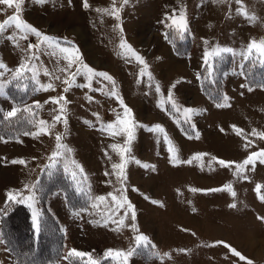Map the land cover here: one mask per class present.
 <instances>
[{
    "label": "rangeland",
    "instance_id": "1",
    "mask_svg": "<svg viewBox=\"0 0 264 264\" xmlns=\"http://www.w3.org/2000/svg\"><path fill=\"white\" fill-rule=\"evenodd\" d=\"M89 3L88 10L82 7V0H72L71 4L67 0H47L46 3L25 0L21 6V19L57 38L62 46L75 45L83 63L109 73L115 81V88L111 82L94 77L90 88L73 86L64 92L66 85L62 81L67 73L59 69L66 67L67 61L60 59L62 54L58 49L57 56L41 54L40 60L35 62L38 83L32 80L30 72L19 81L10 83L18 85L26 97H16L25 102L9 101L7 90L10 84H7L6 94L0 99L4 113L13 106L23 108L28 105L32 106L36 116L23 113L27 120H45L52 124L53 116L57 114L54 110L60 105L52 103L50 97L65 96L69 103L66 105L67 125L55 123L48 135L21 134L14 139H5L7 142L0 141V209L7 200V193L22 191L24 185L37 183L43 169L53 163L48 158L56 150V135L60 134L61 143L71 151L64 152L55 166H60L69 180L84 181L87 205L84 209L69 207L61 190L46 200L45 210L59 222L66 237L63 255L53 264H70L64 257L71 249L91 253L101 260L108 249L127 251L135 247V237L140 234L155 247L137 248L128 264H246L217 241L236 248L253 264H264V221L258 219L264 217V201L258 199L254 191L256 184L264 185V165L257 162L255 169L246 173L249 179L241 180L233 175L232 169L212 161V157H216L240 162L249 152L264 149V139L258 137H249L253 144L245 149V141L231 128L235 124L246 133L253 129L264 132V89L251 87L253 90L248 91L249 86L241 72L245 60L240 55L250 40H264V0H243L246 11L256 17L255 21L237 13L235 0H128L126 4L123 0H115V7L119 9L118 20L104 11H96H111L113 0H89ZM181 11L187 18V32H177L166 26L171 23L167 17L175 14L179 20ZM14 14L15 5L10 7L0 3V22ZM117 24L123 28L122 33ZM237 26L243 36L236 35ZM168 30L179 39L186 37L185 47L181 49V46L179 52L171 41L174 39H165ZM14 31L11 28L0 35V61L10 70L0 77V82L11 80V71L24 60L22 48L37 42L36 37L29 36L27 41L20 39V47H16L7 39ZM121 36L144 58L151 79L148 75L140 76L143 66L120 47ZM65 38L70 44L65 45ZM213 46L228 47L235 53L229 54L232 57L229 69L221 71V93L231 98L228 101L232 105L230 108L215 107V102L209 101L200 90L201 78L198 80L197 74L206 67L202 59L205 49ZM49 51L52 49L42 46V52ZM214 68L218 70L220 66ZM45 69L53 75H45ZM71 71H75V65ZM81 71L75 83H89L86 70ZM54 76L61 79L56 80ZM49 83L55 90H37ZM25 85L27 91L23 90ZM157 85L159 92L156 91ZM13 87L11 85L10 90H14ZM112 90L131 109V117L123 116L119 100L110 95ZM169 90L177 107L201 110L199 115L192 117L199 139L188 138L189 135L194 137L195 132L171 108ZM21 91L18 90L19 94ZM37 101L39 108L35 107ZM118 117L131 119L137 125L133 128L131 151L125 156V159H134H128L125 166L127 179L123 185L127 188L124 195L135 206V221H132L130 212L125 216L127 209L117 207L108 195L112 193L119 198L122 189L115 174L105 176L106 171H118L112 165L121 163L119 149L114 150L111 145L122 146L126 134H110L120 127ZM109 123H113L114 128L102 131L101 127ZM156 124L165 129L179 162H170L172 153L163 134L148 131ZM220 128L225 131L221 133ZM30 130H36L32 124L27 131ZM201 153L207 155L199 161L193 159L191 164L183 163ZM14 159H23L27 165L12 164ZM136 160L140 164L135 163ZM73 161L83 168L82 174ZM145 164L154 166L155 170L143 167ZM73 171L77 172L75 179ZM225 184L232 185L235 198L229 191H191L192 188L204 190ZM34 191V206L41 213L36 188ZM99 196L106 197V200L97 201L95 198ZM152 200L163 206L153 204ZM231 203H236L237 207L230 208ZM22 205L29 209L32 217V209L27 203ZM109 216L111 220L103 226ZM121 218L124 221L122 226L119 224ZM133 223L135 231L131 227ZM193 232L195 236L191 234ZM180 249L188 251L183 253ZM12 259V252L0 241V264H13Z\"/></svg>",
    "mask_w": 264,
    "mask_h": 264
},
{
    "label": "snow or ice",
    "instance_id": "2",
    "mask_svg": "<svg viewBox=\"0 0 264 264\" xmlns=\"http://www.w3.org/2000/svg\"><path fill=\"white\" fill-rule=\"evenodd\" d=\"M39 3H46L47 0H38ZM69 4L72 3V0H67ZM128 0H123V3H127ZM220 2H224V0H220ZM0 3L6 4L8 6L15 5V14L8 17L3 22H0V35H3L8 32L9 29L14 28L15 31L7 36V39L12 41L14 43V46L20 47L19 40H25L27 41L29 36L36 37L37 42L36 43H28L25 48H22V52L25 54L24 60L17 66V68L14 71H11V80H5V82H0V95H4L5 88L7 84H10L12 81H19L22 77L25 76L26 73H32V80L37 81V72H36V61L40 60L41 54H47L51 56H57L58 52L60 55V59H63L67 61L66 67L60 68V72L67 73L66 77L63 79V83L66 85L64 88V92H67L71 87H91L90 81L94 77H100L104 80H107L111 82L113 85V89L115 88V81L113 80V77L109 75L107 72L103 71H97L91 67H89L87 64L83 63V60L81 58V55L79 54V49L75 47V45H72L71 47L68 46H62L59 43V40L55 37H51L43 32H41L37 27L33 26L32 24L28 23L27 21L20 18V12H21V6L25 3V0H0ZM236 5L238 7L236 8L237 13L240 15H243L246 19L250 21H255V16H250L248 12L245 9V6L243 5V0H235ZM82 7L85 10L90 9L91 5L89 3V0H82ZM97 12L104 11L108 15L114 16L117 20L119 19V9L115 7V0H113V7L111 11L104 9H96ZM167 19L171 21L170 24H167L166 26L169 28H175L177 32H187L188 31V22L186 15L183 11L179 14V20L175 18V14L168 16ZM117 28H120V32H123V28L117 24ZM165 39H169V34L165 33ZM204 43L207 45L208 41H204ZM70 44L69 41L65 38V45ZM42 46H47L48 48H51L52 51L49 52H42ZM120 47L122 49H126L127 52L131 53L132 56L135 58V60L141 64L143 67L140 71V76L148 75L151 79L150 73H147L148 65L144 58L137 54L134 49H132L131 45L127 44V42L123 39L121 36L120 40ZM58 49V52H57ZM224 54H234V50L228 47H218L213 46L211 48H206L203 55V62L205 67V71L207 72V76L204 77V79H209L213 75L215 62L217 60H223ZM241 57L245 61H251L255 60V62L259 63L261 67H264V40L256 41V40H250L248 44L246 45V48L240 53ZM159 59V57L157 58ZM211 61V62H210ZM59 63V60L57 61ZM75 65V71H71L73 66ZM255 66V64H253ZM243 67V65H241ZM82 69L86 70V75L89 83L86 84H76L75 79L78 75L82 74ZM5 71H10L7 69V66L0 61V77H4ZM45 75L51 76L52 73L48 72L46 69L44 71ZM56 80H60V76H54L53 77ZM201 78L200 74H197V79L199 80ZM38 83V81H37ZM260 87L264 88V84H260ZM175 87V85H173ZM241 87H245V85H241ZM25 91H27V86H24ZM37 90H55L52 83H49L47 85H41ZM98 90V89H97ZM253 89L251 87H248V91H252ZM156 91L159 92V85L156 86ZM110 95L116 97L121 106L123 107V116L124 117H131V109L128 108L123 103V99L118 96V93L115 90H112L110 92ZM89 100L92 99V97H88ZM230 97L227 95H221L219 99L215 100V107L217 108H230L232 105L228 101H230ZM50 101L54 104L60 105L58 110H54L57 112L56 115L53 116V123L49 124L45 120H35L30 119L28 120V123L32 124L33 127L36 129L35 131H25L22 133V135L28 136L31 135L33 137H37L39 135H48L50 134V129L55 126V123H63L67 125V116H66V105L69 103L67 101V98L65 96L60 97H50ZM168 101L171 103V108L174 109L178 114H180L184 120V123L189 124L190 128L195 132L194 137L192 135H189V139L196 138L199 139V132L195 131V124L192 123V117L199 115L201 110L191 108V107H177L174 98L172 96L171 90H169L168 95ZM48 101H46L47 103ZM63 102V104H61ZM35 107L39 108L40 104L39 102H35ZM22 113H29L30 116L35 117L36 113L33 111L32 106L25 105L23 108H20L19 106H13L11 110L7 111L3 115V119L5 121L12 122L13 120L20 119ZM118 124L119 129L118 131H112L110 132L111 135H121L126 134V139L124 141V144L117 145L113 144L111 147L115 149H119V155L121 156V163L119 164H113L112 167L114 170H118L114 173L105 172V176L109 175H116V179L121 183L122 189L120 197L118 198L116 195H113L112 193H109L108 195L111 197L112 201L116 203L117 207L119 208H126L127 211H125L124 215L127 216L128 213H131V219L132 221H135L136 219V212H135V206L131 204V202L127 199V196L124 195V193L127 191V188L124 187V181H126L127 176L125 172V166L128 163V159H134L132 157H129L128 159H125L126 154L130 153L131 148L130 145L132 143V140L134 139L133 134V128L136 127V123L131 119H124L121 117H118ZM141 127H146L143 125H140ZM114 128L113 123H109L107 125H103L101 127L102 131L112 130ZM231 128L233 129L235 135L238 137H241L244 141V148L248 149L252 144L253 140H251L249 137H258L260 139H264V132H257L255 129H253L251 132L246 133L244 129L239 128L235 124L231 125ZM148 131H152L155 133L163 134V139L165 142L169 145V152L172 153L170 157V162L176 163L179 162L177 156L175 155V147L172 145L171 140L168 138L167 134L165 133V129L159 125L156 124L151 128H148ZM219 131L223 133L225 130L224 128H220ZM0 141H5L3 136H0ZM56 150L51 153L49 156V160L52 161V164H49L46 166L47 169H51L55 166V162L58 158L64 155V152H70L71 149H68L66 145H63L61 143L62 136L60 134L56 135ZM63 150V151H62ZM107 155V153H106ZM207 155L206 153L196 154L192 159H189L187 161H183V163L191 164L193 162V159L195 160H201L203 156ZM111 159V157H109ZM212 161L218 163L223 168H229L233 170V175L237 179L241 180H248L249 177L247 176V172L254 170L256 167L257 162L259 164L264 165V149H260L259 151H251L248 153V155L240 162L237 161H226L224 159H218L216 157H212ZM12 164H21V165H27V162L23 159H14L11 161ZM75 165V168L79 170V172L83 173V168L77 164L75 161L72 162ZM135 163L140 164V161L136 160ZM211 162H209L210 166ZM143 167H151L153 170L154 166L151 165H142ZM67 170V166H66ZM48 175H52L51 171H48ZM77 175L76 171L72 172V176L75 179ZM110 183V181H108ZM38 183V182H37ZM36 184H26L24 185V189L22 191L17 190L15 192H9L7 193V200L6 204H23L27 203V206L32 209V222L33 227L35 228L36 232L41 231V213L40 211L34 206L35 205V188ZM133 191H138L137 189L133 188ZM191 191L197 192V191H203L205 193L209 192H221V191H229L232 195V197H236V192L232 189L231 184H225L222 185L219 188H209V189H196L192 188ZM254 191L258 194V199L261 201H264V185L256 184ZM26 193V194H25ZM145 199H149V197L145 196ZM97 201L104 202L106 200V197L99 196L95 198ZM153 204H160L159 201L152 200ZM94 207H98V205L94 204ZM162 207L163 205L160 204ZM230 208H236V203H231L228 205ZM8 208L5 207L3 209H0V214H6ZM193 212L196 211L195 208L192 209ZM258 219L264 221V217H258ZM109 220H111V216L108 217V219H105L103 226H107ZM94 223L100 224V221H95ZM124 223L123 218L120 219L119 224L122 226ZM133 230H137L135 228V224L133 223L131 225ZM183 231L187 232L188 229H182ZM193 236L196 234L193 232L191 233ZM217 244H223L225 248H228L231 255L238 257L240 261H246V264H253V261L246 258L244 255H242L241 252H239L236 248L232 247L231 245L223 242V241H217ZM151 245V242L148 240V238L142 234L137 235L135 237V247L124 251V250H113L108 249L104 253V259H111L115 262V264H128V259L132 255L136 253V249L140 247H148ZM207 246V245H206ZM151 247H155V245H151ZM181 252L186 253L187 249H180ZM165 256L168 254L165 253ZM71 258H79L82 261V264H101L100 258H94L91 253H86L83 251H78L76 249H71L67 253V255L64 257L65 260H71ZM86 258V260H85Z\"/></svg>",
    "mask_w": 264,
    "mask_h": 264
},
{
    "label": "trees",
    "instance_id": "3",
    "mask_svg": "<svg viewBox=\"0 0 264 264\" xmlns=\"http://www.w3.org/2000/svg\"><path fill=\"white\" fill-rule=\"evenodd\" d=\"M168 34L169 39H174V41H171L175 43L176 52L185 47V36L179 39L177 35L171 34L170 31ZM180 47L181 49H179ZM231 58L229 54H224L223 60H217L215 66H220V68L218 70L214 68L213 75L207 80L204 79L206 76L205 67L200 72V90L211 102L219 99L222 95L223 74H221V71L229 69ZM243 64L241 72L248 86L260 87V84H264V67H261L254 59L245 61ZM11 85H14V90H10ZM10 86L7 90L9 99L13 102H25L24 100H18L16 97L18 95L26 97L18 85L14 82ZM18 90L21 91V94H19ZM3 115L0 109V136H3L6 140L14 139V137L21 135L31 126L23 113L20 119L12 122L5 121ZM48 171H51L52 175H48ZM37 182L36 195L42 207L40 232L37 233L33 227L31 213L26 206L16 203L10 205L5 203L1 208H8L6 214H0L1 239L12 252L14 264H52L61 258L65 235L59 222L44 208L45 202L51 194L58 190L63 191L69 207L73 209H84L87 205V198L83 188L84 181L81 182L80 179L76 181L69 180L60 166H54L47 170L46 168L43 169ZM69 263L82 264V261L79 258H71ZM101 264H115V262H110L109 259L103 258L101 259Z\"/></svg>",
    "mask_w": 264,
    "mask_h": 264
},
{
    "label": "crops",
    "instance_id": "4",
    "mask_svg": "<svg viewBox=\"0 0 264 264\" xmlns=\"http://www.w3.org/2000/svg\"><path fill=\"white\" fill-rule=\"evenodd\" d=\"M235 29H236V32H235L236 35H238V36H243V32H242V30L239 29V26H237ZM1 98L3 99V97H1V95H0V99H1ZM0 101H1V100H0ZM9 101H10V100H9ZM4 103H5V104H8L7 102H4ZM1 104H3V102H1ZM5 108H6V107H5ZM3 112H4V111H3ZM5 203H6V202H5ZM5 203H4V204H5ZM4 204H3V205H4ZM2 207H3V206H2ZM64 235H65V234H64ZM65 239H66V237H65ZM0 241H1V243L3 244V241L1 240V238H0ZM64 245H65V243H64ZM12 262H13V264H14L13 259H12Z\"/></svg>",
    "mask_w": 264,
    "mask_h": 264
},
{
    "label": "bare ground",
    "instance_id": "5",
    "mask_svg": "<svg viewBox=\"0 0 264 264\" xmlns=\"http://www.w3.org/2000/svg\"><path fill=\"white\" fill-rule=\"evenodd\" d=\"M150 36V35H149Z\"/></svg>",
    "mask_w": 264,
    "mask_h": 264
}]
</instances>
